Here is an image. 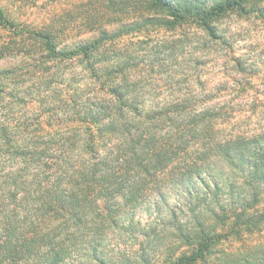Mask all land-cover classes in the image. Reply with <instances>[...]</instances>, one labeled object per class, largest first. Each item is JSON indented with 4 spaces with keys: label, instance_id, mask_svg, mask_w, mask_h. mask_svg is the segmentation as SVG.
Listing matches in <instances>:
<instances>
[{
    "label": "trees",
    "instance_id": "16d2710c",
    "mask_svg": "<svg viewBox=\"0 0 264 264\" xmlns=\"http://www.w3.org/2000/svg\"><path fill=\"white\" fill-rule=\"evenodd\" d=\"M105 7L122 18L101 21L88 10L95 36L73 48L60 47L56 30L25 32L29 44L19 50L40 55L22 94L0 88V115L9 117L0 116V264H264L263 245L245 244L264 221V130L224 132L228 110L189 98L148 106L133 76L135 45L153 42L139 37L148 25L189 24L203 47L228 44L218 22L234 13L264 18V0ZM15 25L0 10V26ZM11 53L0 48V57ZM65 60L81 64L84 88L69 89ZM34 96L32 114L16 108ZM44 116L65 126L44 130ZM226 169L238 179L225 178ZM138 212L153 217L143 223ZM123 234L127 248L115 256L107 239Z\"/></svg>",
    "mask_w": 264,
    "mask_h": 264
},
{
    "label": "rangeland",
    "instance_id": "374dc122",
    "mask_svg": "<svg viewBox=\"0 0 264 264\" xmlns=\"http://www.w3.org/2000/svg\"><path fill=\"white\" fill-rule=\"evenodd\" d=\"M105 1L0 0L1 13L16 24L11 29L0 26V48L13 50V53L0 57V72L10 70L0 75V88L8 94L10 91L22 94L27 67H31L36 62L35 57L40 55L23 56L19 50L29 44L23 42L22 35L25 32L44 28L56 30L60 47L73 48L95 36L93 26H96V22H88L84 18L88 10L93 9L90 12L95 11L96 18L101 21L106 20L108 14L117 20L122 18L119 13L108 12ZM218 25L229 43H214L207 47L202 46V36H193L194 30L189 24L166 26L161 23L153 27L148 25L149 29L144 28L139 37H150L153 42L140 43L134 47L137 66L133 76L137 81L139 99L148 106H156L189 98L194 106L215 105L228 110V117L219 124L224 132L264 130V18L252 12L246 15L234 13L220 20ZM184 33L189 34V39H185ZM153 44L157 47H152ZM234 58L242 61L241 67L236 65ZM199 60L201 62L197 63ZM60 66L66 70L64 73L67 78L74 80L69 85L70 90L85 87L86 76L83 78V69L78 61L65 60ZM66 91L64 89V93ZM36 96L32 98L34 102L30 101L28 109L17 105L16 108L32 114L31 111L34 112L38 107ZM2 117L6 120L9 118L7 115ZM42 126L44 130L55 131L65 124L56 118L47 122V116H44ZM219 166L222 167V164ZM221 174L225 178L238 179L228 169L221 171ZM260 189L263 197L257 209L264 214V187ZM175 199L174 193L169 199L170 203ZM137 217L145 223L153 215L138 212ZM262 224L261 231L245 234L246 238L249 236L245 244H262L264 248V221ZM125 236L111 235L107 239L115 256L121 254L119 248H127L128 243L121 241L124 243L122 246L118 239ZM242 242L231 240L227 244L238 247ZM126 252L131 253L133 249L128 248Z\"/></svg>",
    "mask_w": 264,
    "mask_h": 264
}]
</instances>
